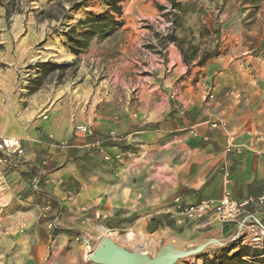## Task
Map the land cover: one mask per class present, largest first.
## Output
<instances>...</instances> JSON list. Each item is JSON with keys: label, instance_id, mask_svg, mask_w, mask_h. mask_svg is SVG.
<instances>
[{"label": "crops", "instance_id": "crops-1", "mask_svg": "<svg viewBox=\"0 0 264 264\" xmlns=\"http://www.w3.org/2000/svg\"><path fill=\"white\" fill-rule=\"evenodd\" d=\"M231 2L195 0L210 30L226 5L219 57L206 67L211 92L206 99L180 91L185 115L164 122L114 106L89 109L57 91L22 95L17 67L5 72L0 64V135L20 137L25 147L7 161L0 152L10 191L0 214V264H99L87 257L83 233L151 255L168 239L230 242L248 227L185 210L228 191L249 200L239 220L264 226V30L247 29L248 10L230 12ZM53 224L81 235H53Z\"/></svg>", "mask_w": 264, "mask_h": 264}, {"label": "rangeland", "instance_id": "rangeland-1", "mask_svg": "<svg viewBox=\"0 0 264 264\" xmlns=\"http://www.w3.org/2000/svg\"><path fill=\"white\" fill-rule=\"evenodd\" d=\"M175 1L181 2V10L174 7L173 0H152L155 11L150 13L145 11V0H121L119 17L111 0H0V64L5 72L8 71L6 66L17 67L15 84L22 95L42 96L57 91L89 109L114 106L128 109L135 118L153 114L159 122L176 114L185 115L182 113L184 104L179 101L180 91L187 89L190 94L206 99L210 95L206 67L207 62L219 57L221 36L225 31L220 13L226 5L215 11L217 22L210 30L195 0ZM77 2L82 5L72 9ZM233 3L228 6L230 12H239L241 8L246 11L244 6L248 10L243 21L247 29L264 30V0ZM106 12L125 21L120 30L104 39L96 36L78 56L73 53L69 56L70 53L63 51L62 46L68 48L64 44L67 38L64 32L69 24L77 25L79 19L89 13ZM172 27L184 39L187 52H190V44L199 46L198 56L191 63L184 61L176 42L161 43V36L171 32ZM207 50L211 55L200 63V55ZM48 60L62 65L45 71L42 62ZM9 192L0 177V214L8 202ZM95 234L98 233H91L92 236L83 233L80 240L89 238L93 246ZM203 241L196 239L188 243L195 245ZM221 246L214 244L175 264H201L204 255L213 256ZM87 257L91 259L88 254Z\"/></svg>", "mask_w": 264, "mask_h": 264}, {"label": "trees", "instance_id": "trees-1", "mask_svg": "<svg viewBox=\"0 0 264 264\" xmlns=\"http://www.w3.org/2000/svg\"><path fill=\"white\" fill-rule=\"evenodd\" d=\"M120 1L121 0H111L112 6L116 9L119 17L122 14ZM172 4L175 8L180 10L182 9L181 2L173 0ZM81 5V2H77L71 8L76 9ZM161 7L163 8V6ZM124 24V20H117L116 16L109 12L89 13L87 17L80 18L77 25H68L69 28L64 32L67 37L66 40H64V44L69 47L73 54L78 56L89 47L92 40L96 36H99L102 39L107 38L117 30H120ZM78 26H81L82 29L78 30ZM207 30L210 32L209 29ZM160 41L164 45L169 41L176 42L186 63H191L192 59L198 56L197 52L199 50V46L190 44V52H187L184 48V39L177 35L174 27H172L171 32L167 35H162ZM210 53L211 52L208 50L203 52L199 58L200 63L208 58L211 55ZM42 65L44 66V70L47 71L58 68L62 64L48 60L42 62ZM53 225L55 227L53 235L58 234L61 230L66 231L67 233L81 235V233L77 230L74 231L70 228L61 229L56 227V224ZM242 241V237L237 236L230 242H224L220 251L216 252L213 256L208 254L204 255L203 262L201 264H264V255L260 256L261 253L264 254V247L243 243ZM237 246H239V248L233 251V249Z\"/></svg>", "mask_w": 264, "mask_h": 264}, {"label": "built area", "instance_id": "built-area-1", "mask_svg": "<svg viewBox=\"0 0 264 264\" xmlns=\"http://www.w3.org/2000/svg\"><path fill=\"white\" fill-rule=\"evenodd\" d=\"M109 138L112 141L118 140L116 134H111ZM229 139L233 141V137ZM234 146L235 145L231 142L226 146V150L230 151ZM236 148L237 151L240 152L239 147ZM0 152L3 153L2 160L5 161L8 160V156L24 155L25 147L22 138L11 135H0ZM248 202L249 200H239L235 198L232 192L228 191L219 200L205 199L199 203L186 206L185 210L191 217L212 215L222 222H236L242 227L246 225L248 230L242 234V240L251 245L264 247V227L250 218L244 221L239 220Z\"/></svg>", "mask_w": 264, "mask_h": 264}, {"label": "water", "instance_id": "water-1", "mask_svg": "<svg viewBox=\"0 0 264 264\" xmlns=\"http://www.w3.org/2000/svg\"><path fill=\"white\" fill-rule=\"evenodd\" d=\"M85 240L88 244L91 243V239ZM223 243L217 238H210L195 245L168 239L158 248L155 255H151L140 249L130 250L119 245L112 237L104 235L95 241L90 258L99 264H175L181 258L202 252L214 244Z\"/></svg>", "mask_w": 264, "mask_h": 264}, {"label": "bare ground", "instance_id": "bare-ground-1", "mask_svg": "<svg viewBox=\"0 0 264 264\" xmlns=\"http://www.w3.org/2000/svg\"><path fill=\"white\" fill-rule=\"evenodd\" d=\"M63 51L66 52L65 49H64V47H63ZM64 52H62V53L64 54ZM69 56H71V54H69ZM88 255H90V253Z\"/></svg>", "mask_w": 264, "mask_h": 264}]
</instances>
